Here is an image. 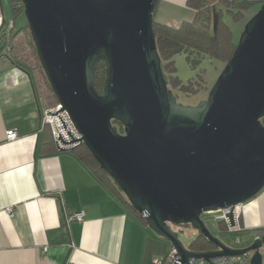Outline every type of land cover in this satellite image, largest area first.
Returning a JSON list of instances; mask_svg holds the SVG:
<instances>
[{
    "label": "water",
    "instance_id": "95a60500",
    "mask_svg": "<svg viewBox=\"0 0 264 264\" xmlns=\"http://www.w3.org/2000/svg\"><path fill=\"white\" fill-rule=\"evenodd\" d=\"M158 3L22 0L59 103L149 227L184 262L195 257L213 264L252 251L251 264H263L264 233L247 247H231L201 215L234 208L264 188V3L196 106L179 103L169 87L153 27ZM217 22L215 15L214 29ZM100 61L106 65L102 91L96 86ZM228 217L235 225L233 211ZM179 224L197 228L216 248L185 247L173 228Z\"/></svg>",
    "mask_w": 264,
    "mask_h": 264
},
{
    "label": "crops",
    "instance_id": "0c3cea01",
    "mask_svg": "<svg viewBox=\"0 0 264 264\" xmlns=\"http://www.w3.org/2000/svg\"><path fill=\"white\" fill-rule=\"evenodd\" d=\"M250 1V9L264 3ZM195 13L188 0H159L154 20L178 28ZM0 14V264H155L172 244L139 220L75 148H57L42 124L52 106L44 78L9 39L13 22L19 27L10 0H0ZM11 129L14 141L6 138ZM77 213L82 218L72 219ZM236 228L251 230V239L264 233V188L241 204Z\"/></svg>",
    "mask_w": 264,
    "mask_h": 264
},
{
    "label": "trees",
    "instance_id": "16d2710c",
    "mask_svg": "<svg viewBox=\"0 0 264 264\" xmlns=\"http://www.w3.org/2000/svg\"><path fill=\"white\" fill-rule=\"evenodd\" d=\"M10 3L13 21H15V18L24 12V6L22 0H10ZM254 4L255 2L250 0H188V5L196 11L192 21H184L178 28H174L154 20L153 27L157 48L162 58L164 71L169 78V85L171 84L176 89L182 90L183 88L181 81L175 75V65L173 62L174 55L181 51H197L200 54H207L214 58L222 59L227 63L232 58L237 48V43L234 41L233 31L225 17L231 16L234 20H239L244 16V12L249 10ZM215 15L218 16L216 29H214ZM3 39L4 35H1L0 41H3ZM9 39L12 40L13 49L18 56L29 62L43 76L47 99L50 104L55 105L59 103L40 64L29 25L16 27L13 22ZM105 75V62L100 61L96 69V86L99 91L103 89ZM262 122L264 123V117L262 118ZM113 124L118 127L120 132H124L120 122L114 120ZM75 151H77L79 158L92 169L104 185L139 220L148 225L144 216L130 203L125 193L110 174L100 166L88 147L84 143H81L75 147ZM222 223L225 222L222 221ZM189 248L194 251H209L215 249L216 246L199 231V234L191 242Z\"/></svg>",
    "mask_w": 264,
    "mask_h": 264
},
{
    "label": "rangeland",
    "instance_id": "374dc122",
    "mask_svg": "<svg viewBox=\"0 0 264 264\" xmlns=\"http://www.w3.org/2000/svg\"><path fill=\"white\" fill-rule=\"evenodd\" d=\"M259 9L260 7L245 11L244 16L239 20H234L231 16L225 17L233 31L234 41L237 44L246 23ZM5 15L7 16V12H5ZM9 20L10 18L7 16V21ZM15 21L18 26L28 24L25 12L19 14ZM173 62L175 75L181 81L183 91L174 88L171 84L169 87L177 96V101L188 106H196L208 98L210 90L226 65V62L222 59L214 58L207 54H200L197 51H181L174 55ZM217 214L218 212L211 211L203 212L201 215L202 220L213 235L221 238L227 245L236 248L247 247L254 241V239H251V230L240 231L236 228L230 231L225 223L217 219ZM173 228L187 248H189L191 242L199 233V230L190 224L173 225ZM237 238L239 241H237ZM262 253L264 260V250H262Z\"/></svg>",
    "mask_w": 264,
    "mask_h": 264
},
{
    "label": "built area",
    "instance_id": "2783aa9c",
    "mask_svg": "<svg viewBox=\"0 0 264 264\" xmlns=\"http://www.w3.org/2000/svg\"><path fill=\"white\" fill-rule=\"evenodd\" d=\"M1 18V14H0ZM42 124L48 125L52 131L55 144L59 150H71L82 143V134L76 128L73 120L62 104L57 103L47 107L43 113ZM8 141H14L18 138L16 129L6 131ZM233 211L235 221L241 211V204L234 208L227 207L219 209L217 219L224 221L228 230L236 229V224L232 225L228 217L229 212ZM74 218H82V213H77L72 216ZM239 240V239H237ZM252 251L245 252L242 255L218 257L213 259V264H251ZM155 264H211L204 259L190 258L188 262H184L178 251L172 247L170 252L165 257H155Z\"/></svg>",
    "mask_w": 264,
    "mask_h": 264
}]
</instances>
